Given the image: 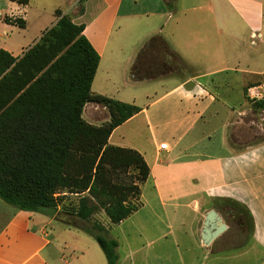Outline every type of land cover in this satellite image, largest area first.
<instances>
[{"label":"crops","instance_id":"obj_1","mask_svg":"<svg viewBox=\"0 0 264 264\" xmlns=\"http://www.w3.org/2000/svg\"><path fill=\"white\" fill-rule=\"evenodd\" d=\"M175 1L0 0V49L21 58L57 24L59 10L85 25L83 33L100 56L91 92L140 108L108 141L139 152L150 169L138 211L119 224L108 218L103 224L118 243V264H151L150 251L154 264H172L169 243L181 264L220 252L231 227L216 207L225 200L249 214L247 247L264 264V140L254 133L264 119V108L254 105L264 100V0H191L183 8ZM155 39L169 67L158 75ZM174 59L188 70L174 69ZM252 88L260 97L249 96ZM83 118L100 126L110 113L89 102ZM148 185L153 216L134 218L145 208L141 199ZM213 210L227 229L204 245V224ZM0 264L108 261L92 236L56 215L21 211L0 198Z\"/></svg>","mask_w":264,"mask_h":264},{"label":"trees","instance_id":"obj_2","mask_svg":"<svg viewBox=\"0 0 264 264\" xmlns=\"http://www.w3.org/2000/svg\"><path fill=\"white\" fill-rule=\"evenodd\" d=\"M55 15L57 24L21 58L0 49V198L21 211L52 210L57 220L92 236L108 264H118V243L102 224L89 222L103 211L119 224L140 208L149 166L139 152L108 144L113 131L140 108L91 92L100 56L85 37L84 24L59 10ZM15 23L23 27L20 20ZM89 102L106 107L110 121L87 123L83 109ZM254 105L263 109L264 100ZM129 171L134 181L125 183L120 178ZM68 195L77 205L63 208L68 216L59 217L60 201ZM222 202L250 221L243 206Z\"/></svg>","mask_w":264,"mask_h":264},{"label":"rangeland","instance_id":"obj_3","mask_svg":"<svg viewBox=\"0 0 264 264\" xmlns=\"http://www.w3.org/2000/svg\"><path fill=\"white\" fill-rule=\"evenodd\" d=\"M203 1V0H198ZM174 3V6L176 8H183L184 6L191 3V0H177ZM172 9V8H171ZM158 44H156L154 47V75L162 74L164 71H167L169 69L168 66H165L164 62L162 61L161 57V51L157 48ZM173 67L174 69L179 70V72H186L188 70L186 65L184 63H181L179 60L174 59L173 61ZM262 122V125L260 124ZM264 119L259 118L258 123L254 125V133L256 136L257 141H263L264 140V131L262 127ZM260 131V134L258 132ZM244 134V132L240 131V135ZM123 182H132L134 181V173L133 171H129L128 173L124 174L120 178ZM151 189L150 185L145 186L144 188V197L141 199L142 203L145 205V208H142L136 217L134 218H151L154 213V208L152 211V207L150 204L151 199ZM64 198V197H59ZM75 197H71L68 195L67 199H62L60 201L59 209L61 213H59V217H67V213L63 214L62 210L63 208L68 209L67 211H71V208H75L77 205ZM217 209L221 212L222 217L224 218V221H226L231 227L228 233L222 237L220 245H221V251L214 253L211 257L209 256H202L199 257L197 264H261L262 256L258 257H250L251 253V246L247 247V240L249 238L250 234V223L249 219L242 214V212L239 211V209H236L233 205L226 204L224 202H219L216 205ZM45 213L50 214L51 216H54L52 210L45 211ZM73 221H76L77 219L75 217L71 218ZM91 222V223H90ZM89 222V224H92L94 222H99L100 224H104L107 222V216L103 211L98 212L92 220ZM160 228H162V225H159ZM145 244L144 246H146ZM247 247V248H246ZM151 249L157 248V243L154 242V246L150 247ZM172 252V264H181L180 260L181 258L178 257L177 249L175 245L172 243H169L168 251ZM249 251L248 256L241 257V255L245 252ZM155 253V251H154ZM196 260V259H194ZM193 260V261H194ZM139 261V260H138ZM149 261H151V264H154V254L153 251H150V258ZM140 264V262H138Z\"/></svg>","mask_w":264,"mask_h":264},{"label":"water","instance_id":"obj_4","mask_svg":"<svg viewBox=\"0 0 264 264\" xmlns=\"http://www.w3.org/2000/svg\"><path fill=\"white\" fill-rule=\"evenodd\" d=\"M227 226L216 211H211L205 221L203 233L201 236L204 245H209L214 239L221 235Z\"/></svg>","mask_w":264,"mask_h":264},{"label":"built area","instance_id":"obj_5","mask_svg":"<svg viewBox=\"0 0 264 264\" xmlns=\"http://www.w3.org/2000/svg\"><path fill=\"white\" fill-rule=\"evenodd\" d=\"M0 16H1V14H0ZM249 96H250L251 98H258V97H260L259 89H257V88H252V89H250V91H249ZM160 148H161L162 150H166V149H167V145H166V144H162V145L160 146Z\"/></svg>","mask_w":264,"mask_h":264}]
</instances>
